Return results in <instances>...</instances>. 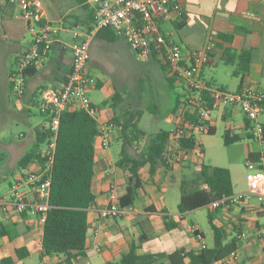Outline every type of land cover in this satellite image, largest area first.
I'll list each match as a JSON object with an SVG mask.
<instances>
[{"label":"crops","instance_id":"1","mask_svg":"<svg viewBox=\"0 0 264 264\" xmlns=\"http://www.w3.org/2000/svg\"><path fill=\"white\" fill-rule=\"evenodd\" d=\"M42 2L45 17L58 23L61 29L52 44L46 61L37 66L34 73L26 78L24 97L21 100L16 99L17 103L25 104L27 109L37 104L43 91L59 89L69 73L72 64L69 29L77 25L87 28L92 24V6L85 3L84 0H63V2L42 0ZM180 2L184 8L182 24L180 26L169 22L162 24V29L164 24H170L176 31L178 41L171 38L172 31L163 29L172 40L180 43L185 50H192L201 47L208 31H213L218 36V42L210 55V60L202 68V75L217 86L230 91L238 90L245 84H253L264 89V0H180ZM8 4L14 3L9 0H0V38L10 35L18 37L19 31L17 32V30L22 24L9 17L13 9H10ZM68 34L70 41L66 40ZM99 37L110 46H127L121 37L115 35L110 29L104 28L96 32L90 41L89 48L92 42ZM29 44L30 41L26 47L14 50L13 60L4 67L0 103L5 101L8 94H11L8 74L17 57L26 50ZM241 50H249L250 53L249 70L242 78L232 75L236 66L233 54ZM151 59L159 61L156 58L148 60ZM161 64L163 65V63ZM99 84L100 82H97V85ZM174 84L182 86L177 80L174 81ZM181 94L176 97V104ZM118 98L120 99V96ZM139 111H141V117L146 116V111L144 112L142 108H139ZM131 112L134 111L130 110L128 114ZM176 113L175 111L172 117L168 118L169 127L160 130H169L177 123ZM116 116L121 118L113 108L107 110L105 106H102L101 118ZM137 125L145 133L141 142L143 149L148 138L160 130L156 128L149 131L140 127L139 122ZM210 126L211 132L196 137L202 147L203 155L213 146L230 148L234 145H241L242 154L245 157V167L249 156H251L249 160H258L262 147L255 139L249 121L237 106L214 109L211 112ZM41 128L45 129L46 126ZM119 131L120 127L117 126L112 140H118L117 133ZM245 138L248 141H245ZM15 146H11L10 150H15ZM109 149L110 146L107 149H102L99 145H95L92 181L95 199L87 212L88 228L84 249L81 252H73L71 258H67L63 254L43 255L41 244L43 229L37 215L33 213L18 214L8 208L5 211L0 210V226H4L6 229V234L0 236V261L4 258H11L12 264H25L27 259L36 254L39 259L36 264H92L91 260L95 257L99 260L97 264L105 261L115 264L121 255L128 252L132 244L137 246L136 253L138 255L168 254L180 248L198 251L202 248L201 241L195 238L190 228V225L198 226V224L191 220L185 226L183 220L189 211L180 212L177 207L181 189H191L192 185H197L192 182L195 178L189 177L190 166L187 156L183 157L178 164L171 166L159 163L151 175L148 171L149 164H144L139 169L141 187L138 189L136 198L140 202L136 204L135 199L131 205L125 207L124 214L130 215L128 216L129 222L123 219L126 217L124 214L114 219L99 218L97 209L110 203H118L119 197L129 184L127 168L116 164L120 157L114 160ZM141 150L136 153L129 150L128 152L138 155ZM20 159H12L11 167L5 175L0 170V181L5 180V185L0 188V192L7 190L16 173L26 169L41 168L36 161L25 167L19 166ZM109 163L114 171L112 176L106 174ZM13 164H16L14 169L12 168ZM214 166L229 169L233 194L247 191V182L243 171H239L235 163L215 164ZM198 169L200 170V166ZM254 198L251 195L238 204L216 209L206 207L211 212L213 223L222 229L223 242L229 243L234 239L235 251L241 256V261L249 257L250 261L253 260L252 264H259L261 261L255 260L253 255L258 251L264 253V222L259 218L264 215V210L255 203ZM220 212L223 213L219 217L218 213ZM232 216L235 218L233 219ZM118 218H122V222H119ZM166 221L172 222L174 226L166 229ZM136 225L140 226V231L137 230ZM94 229H98V232H94ZM199 230L203 236L204 245L208 247L204 232L200 228ZM241 231H248L245 239L236 237L237 233ZM21 247L28 251V255L19 259L15 255V250ZM155 263L170 264L166 257H159Z\"/></svg>","mask_w":264,"mask_h":264},{"label":"built area","instance_id":"2","mask_svg":"<svg viewBox=\"0 0 264 264\" xmlns=\"http://www.w3.org/2000/svg\"><path fill=\"white\" fill-rule=\"evenodd\" d=\"M17 5L18 18L26 24L31 35L30 44L16 59L8 74L10 91L15 99L21 100L26 92L28 69L42 65L57 38L61 26L48 20L43 12L42 0H9ZM92 6V24L87 28L79 25L69 29L72 64L69 73L57 90L42 92L37 102V110L47 119L52 133L45 166L36 170L26 169L16 173L4 192H0V210L13 209L18 214L33 213L38 220L45 221L50 208L51 165L60 115L63 112L83 110L97 122L95 145L107 149L113 139L117 125L112 117L101 118L102 106L95 104L88 95L90 77L87 72L89 44L100 29H110L121 37L139 58H156L168 70V74L181 83L183 89L176 110L177 123L169 131V142L165 148L166 164H178L185 152L184 142L197 133H209L211 112L226 106H237L249 121L254 137L262 147L257 161L247 160L245 179L247 191L223 195L213 200L209 207L216 209L238 204L248 196H255L264 208V89L253 85H242L230 91L217 86L202 75V68L209 62L210 55L218 42V36L208 31L201 47L185 50L172 40L162 29L165 22L178 24L184 18V8L180 0H84ZM196 148L191 152L202 154V147L196 140ZM113 168L108 164L106 174L112 176ZM207 189V186L204 185ZM125 213L119 203H110L97 209L99 218L114 219ZM196 239L203 236L199 227L190 225ZM98 232V229H94ZM248 231L237 233L238 239H245ZM238 259L233 251L225 259L216 262L229 264ZM101 264H112L105 261Z\"/></svg>","mask_w":264,"mask_h":264},{"label":"trees","instance_id":"3","mask_svg":"<svg viewBox=\"0 0 264 264\" xmlns=\"http://www.w3.org/2000/svg\"><path fill=\"white\" fill-rule=\"evenodd\" d=\"M181 24L182 21L176 25L180 26ZM233 56L236 66L232 75L242 78L249 70V50H241L234 53ZM163 67L165 68L164 65ZM34 71L35 68L28 69V75L33 74ZM167 80L170 84H174L175 78L168 75ZM178 103L179 97L177 105ZM112 106L114 107L115 104ZM140 115L141 111L137 110L121 118L112 117L115 124L120 127V133L124 138L121 156L116 164L126 167L129 172V184L118 200L122 207L131 205L136 199L138 189L141 187L139 169L144 164H149L150 175L156 170L159 163L166 164L165 148L169 142L168 130H160L151 135L138 155L128 152V147L139 141L145 134L137 125V118ZM96 134L97 122L85 111H66L60 115L50 170V208L42 223L43 255L63 254L67 258H71L73 252H81L85 247L88 228L87 212L95 199L92 181ZM51 141L52 133L48 129L36 130L34 148L21 157L18 165L25 167L36 161L41 167H44L46 155L41 152L39 147L41 144L48 145ZM184 146L185 152H191L196 148L195 136L187 139ZM250 158L251 156L248 159ZM192 182L197 185H192L191 189H181L180 191L177 205L180 212L209 206L213 200L223 195L233 194L230 171L226 167L203 163L197 178ZM204 185L207 186V189L203 187ZM208 220L213 231L212 246H205L198 251L180 248L168 254L138 255L136 253L137 246L132 244L128 252L121 255L115 264H162L155 263L159 257H166L170 264H214L219 262L235 251V240L233 239L229 243L223 242L222 229L213 223L210 211ZM165 226L166 229H170L174 224L166 221ZM3 234H6V229L4 226H0V236ZM15 255L19 259L24 258L28 255V251L22 247L17 248ZM0 264H12V259H1Z\"/></svg>","mask_w":264,"mask_h":264},{"label":"rangeland","instance_id":"4","mask_svg":"<svg viewBox=\"0 0 264 264\" xmlns=\"http://www.w3.org/2000/svg\"><path fill=\"white\" fill-rule=\"evenodd\" d=\"M56 1V0H53ZM63 2V0H57ZM10 9H13L9 15L14 21H19L20 28L17 30L18 37L0 38V89H2V73L6 64L14 58V50L24 48L28 45L31 35L27 31L26 24L18 18V7L15 4H8ZM17 17V18H15ZM164 30L172 31L171 38L178 41V35L172 25L164 24ZM64 34V33H63ZM66 40L70 41L69 34L66 35ZM88 68L87 72L90 77V87L88 95L98 105L105 106L107 110L113 108L115 113L123 117L128 115L130 110L136 111L142 108L145 112V117H138L140 127L147 130L166 129L169 127L168 118L172 117L177 110L176 97L182 93L183 87L180 85L170 84L167 80L168 70L163 67L160 61L154 59L145 60L139 58L126 45L110 46L103 42L102 38L95 39L88 50ZM97 82H100L97 85ZM11 93V92H10ZM117 96H120L118 99ZM117 98V99H115ZM112 104H115L113 107ZM37 104L30 106L27 109L25 104L16 102L13 94H8L5 101L0 103V170L2 174H6L11 167L12 159H20L25 154L32 151L35 144L36 130H42V126H47L48 122L44 115H41L37 110ZM153 111H152V110ZM154 117V118H153ZM205 133H197L196 137ZM118 140H112L110 145L111 157L116 160L120 157V150L123 142V135L120 131ZM134 142L127 150L136 153L142 149V141ZM214 139V138H213ZM245 141H248L245 138ZM16 145V149L11 151L10 147ZM48 145L41 144L40 150L42 153L48 151ZM189 164V177L197 178L199 173L198 166L205 163L208 165L235 163L239 171H243L246 175L245 157L242 154V146L234 145L230 148L211 147L205 155L198 152H190L187 155ZM16 164H13L14 169ZM197 175H195V173ZM5 185V180L0 181V188ZM190 189V188H189ZM172 191V190H171ZM255 197V196H254ZM136 204L140 202L136 198ZM263 210L257 198H254ZM208 207H200L186 214L183 224L186 226L191 220L198 224L199 228L204 232L207 246H212L213 231L208 220ZM213 212V211H212ZM220 212L218 216H221ZM216 214V213H215ZM126 215V214H124ZM126 215L125 221H130ZM234 219L235 216H232ZM264 222V215L259 217ZM122 218H118L122 222ZM140 231V226L136 225ZM144 228V226L142 225ZM246 257L241 261V256L238 259L229 262V264H252ZM253 258L264 264V253L255 252ZM39 262L36 254L26 260L25 264H36ZM92 264L99 262L95 257L91 260Z\"/></svg>","mask_w":264,"mask_h":264}]
</instances>
